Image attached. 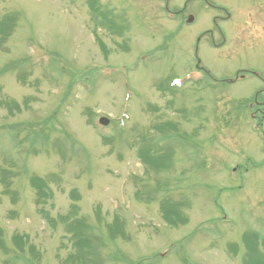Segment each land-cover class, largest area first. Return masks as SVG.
<instances>
[{
    "label": "rangeland",
    "instance_id": "obj_1",
    "mask_svg": "<svg viewBox=\"0 0 264 264\" xmlns=\"http://www.w3.org/2000/svg\"><path fill=\"white\" fill-rule=\"evenodd\" d=\"M211 1L232 15L226 45L197 51L216 12L202 0H101L97 14L88 0H0V21L14 20L0 45V264H68L59 217L72 206L101 264H243V237H264V165L244 181L232 169L264 151L253 121L229 116L264 83L226 81L264 78V0ZM142 147L166 168L145 167ZM35 177L50 200L38 203ZM164 199L184 204L186 225L163 219Z\"/></svg>",
    "mask_w": 264,
    "mask_h": 264
},
{
    "label": "trees",
    "instance_id": "obj_2",
    "mask_svg": "<svg viewBox=\"0 0 264 264\" xmlns=\"http://www.w3.org/2000/svg\"><path fill=\"white\" fill-rule=\"evenodd\" d=\"M88 4L96 14L99 13L102 8L98 0H88ZM102 12L103 13L100 14V17L102 19L105 18L107 21L108 15H111V13L107 10H102ZM6 19H8V21H6ZM13 29V17L5 18L0 21V45L10 34H12ZM138 157L144 165L148 166L152 170L166 168L170 161V156H158V152H154L150 147H142L138 152ZM31 185L36 191L38 203H43L45 200H50L52 198L48 183L44 180L35 177L31 180ZM72 197L75 200L78 199V196H75L74 194ZM183 208L184 204L171 199H164L160 203V212L162 217L172 227L186 225L187 217L183 213ZM42 213L46 215V218H48V215L44 210H42ZM76 215L77 209L75 206H72V209L66 215L59 217L60 221L66 228V232L71 234V239L69 240H71L72 245L75 248V251L66 259L68 264H101L99 252L100 242L98 241L99 238L91 236L89 234V225L85 222V220L76 218ZM109 226V232L111 233L110 238L113 239L116 235H119L116 233L119 227L116 225V229L113 225ZM243 241L246 247L243 264H264V248L263 250L260 249L259 243H264V238L257 233H251L246 234L243 237ZM15 243L18 248H21L24 244L23 238L16 237ZM103 244H106V242Z\"/></svg>",
    "mask_w": 264,
    "mask_h": 264
},
{
    "label": "flooded vegetation",
    "instance_id": "obj_3",
    "mask_svg": "<svg viewBox=\"0 0 264 264\" xmlns=\"http://www.w3.org/2000/svg\"><path fill=\"white\" fill-rule=\"evenodd\" d=\"M204 1V3H206L207 7H211L210 9L215 12V15H213L211 17V21H212V28H210L207 31H204L202 34H200L198 37H200L198 39L199 45H201L202 41L205 40L206 42H208L210 44L211 42V46L213 47V49H218L220 50L222 47H224L226 45V35H225V26L228 23H231L232 15L231 13L228 11L226 12L224 9L222 8H215L214 5H211L209 3H207V0H202ZM223 12V13H222ZM176 15L178 12H175ZM224 14H229V16H225ZM248 24V22L246 23ZM197 37V38H198ZM208 39H207V38ZM216 37H220L221 43L219 41V47L217 45V42H215ZM222 42H224L223 45ZM222 47H221V46ZM199 51V49H198ZM197 55V53H196ZM196 59L198 60V62L200 63V59L199 58V54L196 57ZM198 69H202L201 66L198 64L197 65ZM247 72L248 75L251 76H256L262 83H264V78L261 77L259 74L255 73V72H248L247 70H240L239 72ZM207 72V71H205ZM245 76L244 75H239L237 74L236 77L233 80H224L223 82H227V83H236L238 80L240 79H244ZM234 105L231 108V115L229 116V122L230 124H234L235 125H239L242 120L246 119V118H250L253 123L255 124V126L257 127L258 130H260L259 132H262L261 134V145L262 146V151H264V89H261L259 91H257L255 93L254 96L248 99H239L236 100V102L233 103ZM246 124V122L244 123V125ZM240 145V144H239ZM238 145V147H239ZM239 153L241 155L245 154V153H241L240 148H239ZM247 155V154H245ZM264 160V159H263ZM243 163V162H242ZM242 163H238L236 164V167H234L233 173H237V171L239 173H237V177L240 178L241 180L244 181L245 177L248 176L249 174H251L252 172H255L256 170H258L260 167H262L264 165V161L261 162H254L252 159V156L248 155V157L246 158L244 165H242Z\"/></svg>",
    "mask_w": 264,
    "mask_h": 264
},
{
    "label": "water",
    "instance_id": "obj_4",
    "mask_svg": "<svg viewBox=\"0 0 264 264\" xmlns=\"http://www.w3.org/2000/svg\"><path fill=\"white\" fill-rule=\"evenodd\" d=\"M193 21V18L190 17L189 20H188V23L192 22ZM105 123H107L105 120H104Z\"/></svg>",
    "mask_w": 264,
    "mask_h": 264
}]
</instances>
